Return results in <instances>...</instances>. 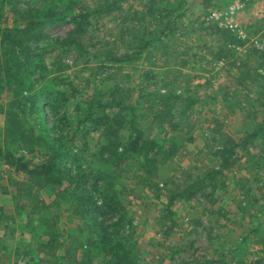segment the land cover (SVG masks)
<instances>
[{
    "label": "rangeland",
    "instance_id": "1",
    "mask_svg": "<svg viewBox=\"0 0 264 264\" xmlns=\"http://www.w3.org/2000/svg\"><path fill=\"white\" fill-rule=\"evenodd\" d=\"M204 2L0 0V55L6 34L18 36L14 31L30 22L38 24L14 37L12 47L22 39L20 53L30 59L25 62L23 84H19L20 96L29 99L28 95L34 93L30 101L33 107L35 101L40 106L26 123L29 132L40 137L37 145L21 147L6 135L8 113L16 107L11 101L15 87L10 88L4 79V88L0 89V149L31 160V170L45 160L44 146L49 144L60 169L77 177L75 186L66 181L56 188L66 187L69 193L89 192L94 177L106 173L107 187L118 193L121 202L117 213L98 220H102L106 234L102 229L97 237L96 221H84L87 211L75 215L67 196L56 198L58 191L46 184L43 176L19 172L6 163L4 156L0 157V264H67L48 256L51 251L41 246L52 239L60 246L58 255L78 247L77 258L83 262L91 257L94 263L103 264H212L211 260L225 255L224 259L232 264H264V52L253 47V39L264 30V6L239 12L240 29L248 40L242 45L228 43L229 47H238L231 54L251 70L247 81L241 83L239 71L212 54L223 40L210 25L203 24L210 8ZM49 4L55 6V11H69L62 18L48 20V12L38 10ZM154 10L164 17L152 14ZM73 12L86 14L91 24L81 37L88 46L87 53L69 45L67 33L74 27ZM124 23L135 27L134 32L123 38L120 29L110 30ZM169 24L176 33L171 35L168 30L161 35L159 29ZM96 27L100 28L98 32L93 30ZM132 36H137L141 45L151 43L133 60L103 61L101 53L113 47L115 52L130 53L124 40ZM159 36L163 43L156 41ZM90 41L104 44L92 47ZM100 65L104 68L97 69ZM51 86H66L71 93L64 107L47 95ZM118 87L122 90L116 94ZM170 93L180 94L183 100L167 108L172 115L168 112L164 122H156L150 135L174 146L176 155L170 161L174 171L168 185L158 182L155 186L157 174L145 180L149 183L141 180L142 161L138 156H131L123 164L106 161L100 147L106 142L103 130L107 125L104 122L94 128L93 117L87 111L93 110L99 100L106 103L112 96L122 97L127 109L110 133L112 140L122 143L121 151L133 135L130 126L149 127L150 118L161 106L159 95ZM188 98L194 102L193 107H188ZM146 100L155 108L149 109L150 105L143 103ZM186 109L185 114L197 121L191 135L184 134L181 124L177 129L182 133L173 129L177 116ZM115 112L113 107L105 109L112 116ZM214 117L220 118L225 130L237 139L257 133L249 144L250 150L261 156L256 167H246L243 159L240 166L215 178L210 176L221 160L213 155L216 147L201 153L200 149L211 135L209 123ZM188 171L194 179L202 178V184L189 198L176 200L169 207L171 194L182 186ZM216 184L218 187L213 189ZM108 243L118 245L115 256L104 250ZM118 256L121 263L116 261Z\"/></svg>",
    "mask_w": 264,
    "mask_h": 264
},
{
    "label": "trees",
    "instance_id": "2",
    "mask_svg": "<svg viewBox=\"0 0 264 264\" xmlns=\"http://www.w3.org/2000/svg\"><path fill=\"white\" fill-rule=\"evenodd\" d=\"M151 1L153 2V0ZM204 1L205 5H211V2L209 0ZM50 5L51 4H49V6H45L44 9L38 10L42 12L47 11L48 13L46 14V19L48 20L57 19L56 17H58V19L62 18L67 15L65 12L69 11L67 8L55 11V6ZM157 8L161 7H155V9ZM73 10H75V8H73ZM151 13H157V17L159 18L164 17L162 13L156 12L155 10ZM86 18V14H83L81 12H73V14L71 15V20L73 22L74 27L71 31H68L67 33V36H69L70 39L69 45L75 46L76 49L82 51L81 53L86 52V47H88L85 46L81 41L83 32L91 26L90 22ZM170 24L168 26H165L163 29H159L161 35L165 34L168 30H170L171 35L176 33V28L170 29ZM159 25L161 24L159 23ZM37 26V23L30 22L23 29H20L19 31H14L16 34H19L18 36L13 35L12 33L10 34V32L6 34V36L2 40V51L0 55V89L4 88V86H1V83L4 81V79L7 81L10 88L15 87L11 101L13 107H16V110H10L8 113L9 117L6 126V135L7 137L15 139L16 142L21 144V147H34L35 144L37 145V140H39L40 138L39 136H34L32 131L29 132V129L26 125L28 117H30V115H33L32 113L34 112L35 108L37 109L38 103L37 101L33 100L35 101L33 102L35 103V107H33L30 101V99L35 96L34 93L28 95L29 99H25L20 96V89H18L19 84H23V77L26 66L25 62H29L30 59L29 57L23 58L20 53L19 45L22 44V39L21 41L17 39L18 43L16 45L18 46L15 45L12 47V45H14L15 42L13 40L14 37L18 38L20 37V33L25 32L27 29L32 30ZM209 28H211L214 33H219L223 40V45L218 46L216 49L214 48L212 50V54H215L219 59L222 58L223 60H226L227 65L236 68L239 71V79L241 83L247 81V79L250 77L251 70L245 69L247 67V64L237 60V58H235V56L231 54L233 49L230 48L228 45V43H240L242 45L243 42L239 40L236 35L232 34L231 31L228 29L219 28L216 25H210ZM116 29L121 30V35H123L124 38V34H131V31L134 32L135 27L132 28V26L126 25L124 23L122 25L117 24L110 28V30ZM93 30L95 32H98L100 28L96 27L93 28ZM168 35L169 34H166V37ZM156 41L163 43L164 40L162 39V36H159ZM138 42L139 38H137V36H132V38L128 39L127 42L126 40H124L126 48L130 49V53L125 52L124 54H122V52H115V47H113L101 53V55L103 56V61L122 63L128 59L127 57L132 60L135 59L151 43V41H147L141 45ZM103 44L104 43L100 41H90V46L92 47L98 46L101 48ZM113 44L115 46V43ZM230 58H232V60ZM184 63L187 62L184 61ZM103 68V65L97 66V69ZM121 90L122 89L118 87L114 92L116 94H119ZM47 95L54 96L55 102L60 105L59 107H64L65 104L68 102L71 93L67 90L66 86H62L60 88H54V86H51L48 89ZM179 100H183L180 94L170 93L166 96L159 95V103L161 106L156 110L157 113L152 118H150V126L146 129H143L138 125L133 126L130 124L133 135L129 136L126 147L121 151L120 148H122V143H120V140L119 142L116 139L112 140L110 133L113 129H115V126L119 125V118H123L121 115L123 112H125L127 106H125L122 97L117 98L116 96H112V98L106 103H102L101 100H99L98 104L93 108V110H88L87 113L90 117H93L92 126L94 128H97L104 122L107 125L106 127H104L107 129L103 130L104 135H106L107 137L106 142H104V144L100 147L101 154L104 157H107L106 161H110L111 165L123 164L128 158H131V156H138V158L142 161L140 165L141 169L143 170V172L141 173V180L145 182V180L149 176L152 177V180L154 175L157 174V176H155V178L153 179V181L156 182L155 186L158 185V182H164L165 185H168L170 182V174L174 171L173 167L170 165V161L176 155V151L174 149V146H172L171 144H166L163 141L151 137L150 131L153 129V126H155L156 122L162 123L165 121L167 113L170 112L171 114V110H168L167 108H171L173 102L174 104H177L176 102H178ZM188 100L190 101L188 107H190L194 102L191 101L189 98ZM143 103H148V105H150L149 109H151L152 107L155 108V105H153L150 100H146ZM52 106L53 104L51 105V107ZM107 107H113L116 110L113 116L105 113V109ZM118 107H120L122 110H118ZM188 109L184 110V112H181L175 120V123H177V125L175 124L173 129H176L179 134L182 133L181 130L177 129L180 124L181 127L185 128L184 134L186 135H191L193 131L197 128V121H192V115L185 114L188 112ZM132 111L135 112V108H132ZM183 114H185V116H183ZM105 117L109 119L108 122L105 120ZM44 118L46 117L44 116ZM134 118L137 119L135 113ZM132 123H135V120ZM209 125L211 135L206 138V142L200 149V153L203 152L205 148L216 147L215 151L213 152V155L217 156L221 160L219 168L212 170L210 176L215 178L214 176H220L225 171L233 169L237 165L240 166L242 164L243 159V164H245L246 167H256L259 164L261 156L252 152L249 148V144L252 142L253 139L256 138L257 133H253L251 136L248 137L243 136L237 139L225 130L224 123L223 121H221L220 118L214 117L210 121ZM42 140L44 142L47 141L44 138H42ZM44 149L46 151V153L44 154L45 160L41 164H37L34 169L31 170L29 168V165H31L32 162L31 160H25L23 156H17L10 150H7L6 153L4 150L0 149V157L4 156L6 159V163H8V165L10 166H14L19 172L28 171L33 173L34 175L43 176L46 184L53 185L54 190L58 191L56 198H64L67 196V200L70 202L72 209L75 211V215L80 214L83 211H87L84 221L87 222V220L89 221L90 219H94L96 221L94 224L97 225H95V229L96 231H98L96 232L97 237L100 236L99 231H101L102 229L106 234V230L105 228H103V222H101L102 220H98H100L102 217L104 219L109 218V216H113L119 211V209H121V202L120 198L118 197V193L114 192L113 189L108 188L106 185L107 177H109L108 174L100 173L99 175L95 176L94 185L92 186V189L89 192L84 191L85 193H82L80 191V193L79 191H73L69 193L66 192V187L60 190L56 187L63 186L66 181H68L71 186H75V179L77 177L75 178L76 175H74L71 171H69L67 174V172H63L60 169L59 164L52 157L51 153H53V151L49 144H45ZM190 172L191 171L184 173V180L182 186L178 187L171 194L169 207L176 200H184L189 198L192 191L200 184H202V178L196 177L194 179ZM217 187L218 186L216 184L213 186V189H216ZM41 246L51 251L49 252L48 256L58 257L59 260H62V262H67V264H103L94 263L93 258L91 257L87 262L79 260L77 258L78 247L72 249L68 248L65 250V253L63 255H58V250L60 246L58 244L55 245L54 239L50 241L48 240L46 243L41 244ZM104 250L107 253H112L115 256L119 251V247L117 244L113 245L112 243H108L107 247H105ZM224 257L225 255H220L218 258L211 260V263L232 264L230 261L227 262ZM116 261H118V263H121L123 260L120 259V257L118 256Z\"/></svg>",
    "mask_w": 264,
    "mask_h": 264
},
{
    "label": "built area",
    "instance_id": "3",
    "mask_svg": "<svg viewBox=\"0 0 264 264\" xmlns=\"http://www.w3.org/2000/svg\"><path fill=\"white\" fill-rule=\"evenodd\" d=\"M210 8L203 18V24L206 26L216 25L219 28L230 30L243 43L247 42L248 36L240 29V23L237 16L240 11L246 9L261 10L264 6V0H209ZM254 41V48L259 52H264V30L260 32ZM230 48L238 49L235 45ZM239 50V49H238Z\"/></svg>",
    "mask_w": 264,
    "mask_h": 264
}]
</instances>
